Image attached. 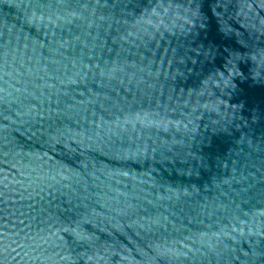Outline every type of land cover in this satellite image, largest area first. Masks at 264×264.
Masks as SVG:
<instances>
[{"label":"water","instance_id":"1","mask_svg":"<svg viewBox=\"0 0 264 264\" xmlns=\"http://www.w3.org/2000/svg\"><path fill=\"white\" fill-rule=\"evenodd\" d=\"M0 264H264V0H0Z\"/></svg>","mask_w":264,"mask_h":264}]
</instances>
